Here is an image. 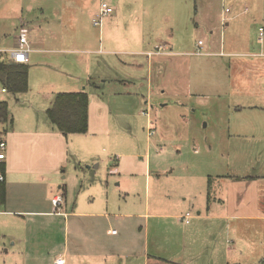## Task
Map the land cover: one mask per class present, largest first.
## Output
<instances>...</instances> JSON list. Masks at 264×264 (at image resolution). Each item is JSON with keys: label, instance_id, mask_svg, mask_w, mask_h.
<instances>
[{"label": "rangeland", "instance_id": "obj_1", "mask_svg": "<svg viewBox=\"0 0 264 264\" xmlns=\"http://www.w3.org/2000/svg\"><path fill=\"white\" fill-rule=\"evenodd\" d=\"M102 1L112 7L113 11L110 15L118 17L116 24L109 20L111 28L116 27L117 30H122L126 28L128 19L136 20L135 27H141V38L150 44V49L155 48L154 42L159 36L164 41L162 44L166 46V49L170 48L168 44H172L173 51L178 52L174 60L180 63V68L173 74L170 63L165 82L158 85V69L154 64L152 90L157 89V91H153L151 98L149 97L146 101V96H141L146 95L147 84L144 78H141V75L147 71L146 65L135 69L123 64L131 61L133 57H136L135 55H126L121 52L107 57L104 55L110 66L104 68L101 62L96 76L103 73L110 78L127 79L128 82L124 84L116 81L106 84L91 83L86 87L87 91H85L89 95L92 107H94L92 95L96 94L102 100L104 99L108 108V112L102 119L108 133L98 134L103 139L98 142L100 146L96 151L100 166L97 167V163H91L88 167L84 162L83 144L69 141L75 150L68 148L59 177L54 175V192H59L58 185L64 184L68 191L69 206L74 205V197H77L76 205H84L87 204L85 199L91 194L96 200L104 199L105 184L108 182L110 186L106 192L109 195L107 207L111 217L102 216L97 224L102 230L107 227L112 228L114 234L117 230L123 232L121 236L126 240L121 242L128 246L134 244L136 246L134 248L139 249L141 254L144 251L145 242L146 255L163 259L177 258L179 261L175 262L261 264L262 259L259 261L254 258L261 255L259 251L264 249V243L261 245L260 241L250 239L251 237L259 238L260 233L252 235L250 229H246V223L254 221L253 219H237L231 224V226L233 224L238 226L236 232L228 231L225 222H215L211 219L200 220L201 222L194 229L197 232L200 231L197 237L195 235L192 238L187 237V231L198 221L196 217L209 213L207 204L212 209L221 204L212 199L207 203L205 192L199 191L196 182L167 184L163 172L173 175L212 174L214 178L217 174L259 175L262 176V180L254 186L253 193L255 200L259 197L261 205L264 204V0ZM97 2L98 0H0V46L12 45V40L15 38L13 34L16 36L18 32L19 15L25 18L35 15L50 17L51 8H53V11L55 9L56 11L51 22L41 23L37 28L34 24L23 27L28 38L32 39L30 46L32 45V48L81 47L84 44L80 41L81 34L91 32L98 34L99 28L92 22L95 16L92 18L93 14L88 12ZM41 8L43 12L39 10ZM33 10L35 11L28 15V11ZM138 17L139 20H137ZM227 17L228 25L224 27ZM102 27L105 35L109 26L104 24ZM39 28L41 29L38 30ZM47 28L52 31L50 35ZM167 30H171L170 37L167 36ZM42 39L44 41L48 39V46L42 43ZM198 40L203 42L200 48H198ZM209 42H212L216 54L203 53L202 48H206ZM126 44L127 46L114 45L113 41L112 45L118 49L132 48V43L126 42ZM40 55H43L42 58L37 59ZM79 55L83 56V54ZM32 56L33 59L28 64L30 85L28 92L33 93L37 100L34 104H39V108L43 110L41 103L45 101L39 99V92L44 94L49 90L45 80H51L52 76L59 75L55 74L59 70H66L64 61H71L76 55L72 53H34L33 55L32 52ZM95 56L89 54L90 58ZM59 65L62 67L58 68ZM132 78L134 80H131ZM92 82L96 81L92 79ZM98 84L101 87L96 90L95 86ZM76 87H78L77 84H56V89L52 86L51 89L69 90ZM135 89H140L142 94L139 96L122 94ZM1 96L6 97V94L0 93ZM6 100L13 108V102ZM257 104L259 107H253ZM240 105L243 106L242 109L237 108ZM17 109L20 108L14 109V112ZM32 109L37 118L43 114L42 111L37 113L34 108ZM90 114V127L96 132L95 121H93L95 115L93 111ZM149 128L154 130L153 134L149 133ZM160 147L162 149L159 151ZM146 149H148L151 164L146 185L145 175L141 173L142 170L139 172L144 162L140 158H134L137 165L134 171L138 174L129 177L136 181V187H133V191L126 193L124 184L114 186L124 176L121 173H109L107 166L112 163L113 156L116 154L119 161L124 162V157L120 154L141 155ZM71 151L75 154H71ZM107 159H110L108 165H106ZM83 175L86 179L82 181ZM162 181L163 188L160 190L157 185ZM226 189L228 188L225 179H219L213 180L212 187L208 191L212 197H223ZM245 194H248V191ZM160 195L166 204L168 201L176 203V212L179 213L182 210V215L186 216L188 213L192 216L190 222L184 224L180 218L176 217L168 219L169 222L157 227L152 218H149L145 232L142 218L135 217L133 222L125 218L127 223L124 227V221L117 220L118 217L114 216L125 210L136 212L141 203L144 205L146 198L150 213L157 205ZM245 211L244 216L261 212L251 210V213H247L249 211ZM258 221L263 223L264 220ZM58 224L50 228L52 233L38 229V234L35 236L39 241L38 245L44 241L54 242L62 239L60 232L56 231ZM257 227L261 229L259 225ZM19 230H22L19 226L8 225L5 233L17 235ZM135 234L137 237H134ZM73 235L90 237L87 245L97 241L103 246H111L113 241L119 240V236L110 238L103 232V236L99 235L97 236L99 239L95 240L93 229L89 231L85 228L80 229L79 233L75 229ZM241 237L248 238L245 240L247 243H243ZM189 241H192L193 245L190 246ZM2 242L9 251L3 252L0 245V264H39L33 261V258L23 259L19 255V248L11 247L7 237ZM2 242L0 241V244ZM104 250L110 252V250ZM57 252L53 251L50 256ZM120 253L125 256L124 260H117L113 264L122 262L123 264H143V257H128L122 250ZM183 257L187 261H184ZM151 259L150 264H156V259ZM48 260L49 258H46L41 264H52L51 260ZM68 264H75V260L70 259ZM77 264L82 262L77 260Z\"/></svg>", "mask_w": 264, "mask_h": 264}, {"label": "crops", "instance_id": "obj_2", "mask_svg": "<svg viewBox=\"0 0 264 264\" xmlns=\"http://www.w3.org/2000/svg\"><path fill=\"white\" fill-rule=\"evenodd\" d=\"M101 1L102 0H98L93 9L88 10L89 13L91 12L93 14L92 18L99 12ZM68 4L70 5L71 2L69 1ZM39 10L43 12L42 8ZM34 11L35 10L28 11V15H30ZM55 11L56 9L53 11V8H51L52 14L50 17L32 15L34 17L25 18L24 16L19 15L18 30L20 27H25L28 24H34L37 28L41 23L51 22L54 19ZM137 13L139 14L140 12ZM223 16H225V14ZM117 18V16H111L110 14H108L102 18L101 24L98 25V34H96L95 32H91L90 34H81L80 41L84 43L81 47H50L48 46V39H45V41L44 39H42V43H44L48 47L40 46L32 48V45L30 46V43H32V39L30 40V37L28 38L27 36L28 45L30 48L29 61L27 64H29L33 59V56L31 57L32 52L33 55L34 53H72L73 55H76V57L72 58L73 60L68 62H65L62 59L64 63H66V70H59L55 73L59 75L52 76L51 80H45L49 90L44 94L39 92V99L45 101L41 103V105H43L44 107L43 110L39 108V104H34V101L37 100L33 96V93L30 94V92L27 91L14 95L9 93L8 91H2V87H0V93L6 94V97L1 96L0 100H5L8 103V101L6 100L8 99L9 101L13 102L14 106L13 108H11L8 103L9 119L11 121H8L4 125L5 127L3 125H0V128L3 130L2 135L7 144L5 159V181L3 182L5 186V200L4 204L0 207V241L2 242L4 239L6 240L7 237V240L11 247L17 246L19 248V255H21L23 259L27 260L33 258V261L41 264L44 263L43 261L46 258H49V260H51L53 264V261L56 257L62 256L65 258V264H68L70 259H74L75 264H77V260L81 261L82 264L83 262H86V264H113L116 263L117 260H124L125 256H123V253H120V251L122 250L124 253H126L124 255H128V257H143V264H150L152 262L151 258L156 259V264H187V262H175L179 261L177 258L163 259L146 255L145 242L144 251L141 254L139 249L134 248L136 247L134 246V244L132 246H128L121 242L126 240L121 236L123 232H119L117 230V232L114 234V230L110 227H107L104 230L99 227L97 222L100 217H111V214L108 213L107 207L109 205V195L106 192L110 186L108 185V182H106L105 184L106 195L104 199L97 198L96 200V198L91 194L85 199L87 204L84 205H76L77 197H74V205H72L71 207L69 206L67 201L68 191L65 188L64 184H59V192H54V175L56 174L57 177H59L60 168L65 160V155L68 148H71L70 150H75L70 145L69 141H74L79 145L83 144V148L85 149L83 153L85 158L84 162L86 163V165H88V167L89 165H91V163H97L96 166L99 167L100 160L96 155V151L100 146L98 142L103 141V139L102 137H99L98 134L108 133L106 131L107 127L102 122L103 116L108 112L107 103H105L104 99L102 100L96 94L92 95L94 107H92L90 100L88 103L87 131L84 133H70L67 135H63L61 132H59L54 127V125L47 120L46 115L44 114V111H46V109L51 105L54 95L57 92L87 91L86 87L91 83L94 84L101 82L102 84H106L110 83L111 81H116L124 84L128 82L127 79H117L112 77L110 78L108 75H104L103 73H101L99 76H96V71L101 67V62L104 64V68H108V66H110V63L107 62L104 55H106L107 57L111 54H116L119 52L125 53L126 55L136 56L133 57L131 61L124 62L123 64L135 69H139L146 65L147 69L146 73L141 75V78H144L145 83L147 84L146 95H143L140 89H135L131 92H122V94H136L138 96L142 94V97L146 96V101H148L149 97L151 98L153 91H157V89L152 90V70L154 68V64L155 68L158 69V85L165 82V75H167L168 73L170 63L171 71L173 72V74L180 68V63L174 60V57L178 52L173 51L172 44H168L170 45V48L166 49V46L162 44L164 43V41H162L159 36L154 42L153 47L155 48L150 49V44H148L147 41H143V39L141 38V27H135L134 23L136 20L128 19L125 24L126 28L117 30L116 27L111 28L109 24V20L113 21L115 24L118 23ZM228 19L229 18L227 17L224 22V27L228 25ZM137 20H139V17L137 18ZM33 21L35 22L33 23ZM104 24H107V26H109L106 29L105 35V30L102 27V25ZM40 29L41 28H39L38 30ZM47 31L49 32V35L52 32L50 28H47ZM170 31L171 30H167L166 32L168 37H170ZM13 35V37L15 38H13L12 40V45L8 46L6 44H2L0 46V56L5 60H10L9 51L12 50L16 45V36L15 34ZM57 40L61 41L59 38H57ZM113 41L114 45L123 44L127 46L126 42L129 44L132 43V48L126 49L125 47L118 49L114 47V45H112ZM199 41L200 40H198V48H200V45L203 43L202 40L201 43H199ZM209 43L206 45V48H202L204 49L203 53L206 55H212L213 53L216 54V51H214L212 47V42ZM79 54H83V56ZM89 54H93L96 56L90 58ZM42 56L43 55H40L37 59L42 58ZM59 67H62V65H59L58 68ZM92 79H94L96 82H92ZM131 80H134V78H132ZM75 83L78 85V87L71 89L69 88V90L61 88L57 90L51 89V86L52 88H55L56 84L76 85ZM141 83H143V81H141ZM100 87L101 86L98 84L95 86V89H100ZM137 88H140V86H137ZM247 107L250 108V106ZM253 107H259V105H253ZM16 108L20 109H17L14 112V109ZM32 108H34L37 113H39V111H42L43 114L39 115L42 117H35ZM237 108L242 109L243 106L240 105ZM91 111H93L95 115L93 117V121H95L96 132L90 127ZM161 149V147L158 148L159 151ZM71 154H75V152L71 151ZM148 154V149H146L144 153H141V155L122 153L120 154V156L122 155L124 157V162L122 160L119 161V158L115 154L113 156V159H111L112 163H110L107 168L109 169V173H121L124 177L122 180L119 179L114 186H121V184H124V191L126 193L133 191V187H136V181L131 180L130 178L132 177H129L137 176L138 174L137 171H134L137 167L134 158H140L144 162V166L139 169V172L142 170L141 173L145 175L146 185L148 177L150 176L151 166ZM109 160L110 159L106 160V165H108L107 163ZM118 161L119 163H117ZM163 173H165V181L167 182V184L170 182H173L174 184H178L180 182L187 183L189 181L196 182L199 191L205 192L207 203H209V200L212 199L214 202L221 204V206H215L213 207V209L209 204H207V211L209 213L216 212L217 214L208 213L206 215L196 217L198 221H196L191 229L187 231V237L192 238L193 235L197 237L200 231L197 232L194 229L195 226L201 222L200 220L211 219L215 222H225V226L228 231L231 230L233 232H236L238 226L236 227L234 224L233 226H231V224L234 223L237 219L250 218L254 221L246 223V229H250V233L252 235L260 233L259 238L251 237L250 239L260 241L261 245L264 243V221L263 223L261 221H258L264 220V204L261 205V203L259 202V197L255 200V195L253 193V191L255 190L254 186H256L257 183L262 180V176L255 174H217L216 178H214L212 174L173 175L171 173ZM61 177L63 178V176ZM83 179H86L84 175L82 181ZM219 179H225V184L228 188L224 190V198L212 197L210 195V191H208L212 187L213 180L218 181ZM157 188L162 190L163 181L158 183ZM247 191L248 194H245ZM58 195L61 196L62 201L59 207H55L52 203V199ZM245 197L250 198L248 199ZM255 201L257 202L255 203ZM176 206V203H170L169 201L166 204L165 201L161 199L160 195V197H158L157 199V205L150 213L148 200L146 198L144 201V205L141 203L136 212L125 210V212H120L119 215L114 214V216L118 217L117 220L124 221V227L127 223V221H125L127 219L125 218H129L131 221H134L133 218L135 217L142 218L145 225V232L147 230L146 225L148 224L149 218H152L157 227H161L165 222H169L168 219H174L176 217L180 218L184 224H188L192 216H189L186 221L185 215H182L181 213L182 210H180L179 213L176 212ZM245 210L249 211L247 213H251V210L253 212H261H255L257 214H249L247 216H244L246 215ZM199 214L200 212L198 211V215ZM57 217L61 219L59 220ZM13 224L21 227L22 230H19L17 235L6 234V227ZM56 224H58L56 227V231L60 232V236H62V239L56 240L54 242L44 241L43 243L38 245L39 241L37 238H35V236L38 234V229H44L45 231L48 230L50 233H52L50 228ZM257 225H259L261 229H258ZM82 228H85L89 231L90 229H93V233L95 234L93 235V237H95V240L99 239L97 238V236H103L102 232L106 237L110 238L119 236V240L113 241L112 243L114 245L111 244V246H103L97 241L87 245V240L90 237H86L84 235H73L75 229H77V233H79L80 229ZM134 237H137V234H135ZM246 239L248 238L241 237L243 243H247V241H245ZM189 242L190 246L193 245L192 241ZM0 245L3 252L9 251L4 242H2V244ZM104 249L110 250L111 253L109 251H105ZM130 250L133 251L131 252ZM53 251L58 252L55 255L50 256ZM260 252L261 255H258V257L254 258V260L257 259L260 261V259H263L264 249L260 250L259 253ZM184 261H187L186 258H184ZM121 264H123V262ZM232 264H250V262H237Z\"/></svg>", "mask_w": 264, "mask_h": 264}, {"label": "trees", "instance_id": "obj_3", "mask_svg": "<svg viewBox=\"0 0 264 264\" xmlns=\"http://www.w3.org/2000/svg\"><path fill=\"white\" fill-rule=\"evenodd\" d=\"M28 69L27 63L5 60L0 56L1 87L14 95L27 92L29 89ZM88 103L89 97L86 91H60L54 95L45 115L47 120L63 135L84 133L88 128ZM8 121H11L8 103L0 100V125L4 126ZM4 200L5 186L4 183H0V207L4 204ZM261 264H264V257Z\"/></svg>", "mask_w": 264, "mask_h": 264}, {"label": "built area", "instance_id": "obj_4", "mask_svg": "<svg viewBox=\"0 0 264 264\" xmlns=\"http://www.w3.org/2000/svg\"><path fill=\"white\" fill-rule=\"evenodd\" d=\"M112 7L109 6L105 1L100 2V9L97 15L93 18L92 22L94 25L98 26L102 22V18L112 12ZM201 43V41H199ZM29 52L30 48L28 45L27 33L23 27H20L16 35V45L9 51L10 59L17 63H28L29 61ZM2 91H6L5 88H1ZM150 129L152 134L154 130ZM2 129H0V183L5 181V159H6V140L2 135ZM61 196H55L52 199V203L55 207H58L61 204ZM186 221L189 218V214H186ZM114 232V231H113ZM53 264H65V258L58 256L54 259Z\"/></svg>", "mask_w": 264, "mask_h": 264}]
</instances>
